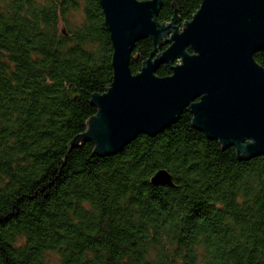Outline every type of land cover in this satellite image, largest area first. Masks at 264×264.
I'll return each mask as SVG.
<instances>
[{
	"label": "trees",
	"instance_id": "trees-1",
	"mask_svg": "<svg viewBox=\"0 0 264 264\" xmlns=\"http://www.w3.org/2000/svg\"><path fill=\"white\" fill-rule=\"evenodd\" d=\"M201 5L162 0L157 21L182 28ZM155 50L136 45L134 75ZM113 53L99 0H0V264H264V156L208 140L189 110L118 155L77 143ZM160 171L173 187L153 185Z\"/></svg>",
	"mask_w": 264,
	"mask_h": 264
},
{
	"label": "water",
	"instance_id": "water-1",
	"mask_svg": "<svg viewBox=\"0 0 264 264\" xmlns=\"http://www.w3.org/2000/svg\"><path fill=\"white\" fill-rule=\"evenodd\" d=\"M99 3L111 35L114 77L104 95L92 96L98 112L77 143L92 142L100 157L118 155L139 136L170 129L189 110L194 128L208 140L235 147L243 159L264 156V69L255 61L264 51V0H202L182 29L178 19L157 21L162 0ZM163 38L169 48L156 56ZM146 39L156 50L134 75L132 54ZM163 65L172 67L170 77L156 75ZM152 183L174 184L167 171Z\"/></svg>",
	"mask_w": 264,
	"mask_h": 264
},
{
	"label": "rangeland",
	"instance_id": "rangeland-1",
	"mask_svg": "<svg viewBox=\"0 0 264 264\" xmlns=\"http://www.w3.org/2000/svg\"><path fill=\"white\" fill-rule=\"evenodd\" d=\"M80 16H82V15L80 14ZM71 20L75 21L76 18L75 17H71ZM77 20H79V17L77 18ZM62 29H63V26H62ZM171 35L172 34L169 35V39H170ZM48 260L50 262L54 263V264H59V257L56 254L50 255Z\"/></svg>",
	"mask_w": 264,
	"mask_h": 264
}]
</instances>
